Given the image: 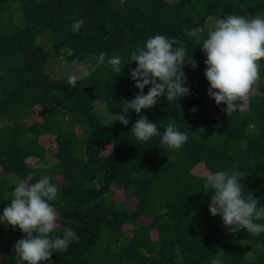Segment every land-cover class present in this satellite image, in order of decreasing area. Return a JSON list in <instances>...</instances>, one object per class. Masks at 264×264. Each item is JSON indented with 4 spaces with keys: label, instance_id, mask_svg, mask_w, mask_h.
I'll list each match as a JSON object with an SVG mask.
<instances>
[{
    "label": "trees",
    "instance_id": "16d2710c",
    "mask_svg": "<svg viewBox=\"0 0 264 264\" xmlns=\"http://www.w3.org/2000/svg\"><path fill=\"white\" fill-rule=\"evenodd\" d=\"M228 14L264 17V0H0V215L30 165L43 163L34 179L48 175L58 188L52 235L70 227L79 237L42 264H264V234L228 231L204 188L206 172L235 169L243 197L264 207V59L247 105L227 116L207 93L200 41L186 34L206 37ZM78 19L85 23L74 32ZM155 35L181 41L174 47H186L185 62L197 61L183 69L190 94L111 123L139 93L136 62H126ZM101 52L121 56L122 72L93 61L71 88L68 76L81 70L70 67ZM139 115L161 134L174 123L188 140L179 150L160 136L138 140L130 129ZM23 235L0 224V264H15Z\"/></svg>",
    "mask_w": 264,
    "mask_h": 264
},
{
    "label": "clouds",
    "instance_id": "9594fccd",
    "mask_svg": "<svg viewBox=\"0 0 264 264\" xmlns=\"http://www.w3.org/2000/svg\"><path fill=\"white\" fill-rule=\"evenodd\" d=\"M84 19L75 20L71 27L79 32ZM200 41L206 56L204 75L209 82L208 95L217 105L225 104L221 109L227 116L237 110H243L248 103L249 94L260 80L261 63L264 59V17L248 18L239 14H228L217 18L206 37L201 30L193 28L186 33ZM175 38L155 35L136 49L129 56L128 62H136L130 69V76L135 81L139 93L131 100L123 101L122 112L112 114V122L129 124V110L137 114L141 110L150 109L157 104L158 98L166 97L175 100L190 94L188 77L184 72L185 64L193 69L198 63L192 55L186 59V47ZM107 64L116 73H121L122 57H108L101 52L90 57L87 66L81 69L80 75H70L67 84L77 87V82L91 75V67ZM74 63H79L74 61ZM147 93L144 92L149 86ZM195 110V109H194ZM134 136L149 142L160 136V143L171 150H179L188 140V134L180 131L174 123L169 122L161 134L156 122L149 121L146 115H139L132 128ZM33 169L26 178L21 179L12 191L10 203L4 207L0 215V224L17 227L22 238L18 239L12 249L15 264H42L52 260L55 253L66 251L72 242H78L77 233L70 227L63 229L62 235L53 236L57 228V212L51 202L58 196V188L48 175L34 179L36 171L46 168L43 163H32ZM239 171L206 172L204 188L213 190L209 211L212 216L220 215L223 224L230 232L246 229L252 235L264 234V207H257L259 200L253 195L246 199L242 195V187L238 182ZM211 264H222V258H214Z\"/></svg>",
    "mask_w": 264,
    "mask_h": 264
},
{
    "label": "rangeland",
    "instance_id": "374dc122",
    "mask_svg": "<svg viewBox=\"0 0 264 264\" xmlns=\"http://www.w3.org/2000/svg\"><path fill=\"white\" fill-rule=\"evenodd\" d=\"M83 68V66L82 65H74V66H71L70 67V73H75V72H77L78 70H81ZM101 103H103L104 104V102H100V104ZM105 105V104H104Z\"/></svg>",
    "mask_w": 264,
    "mask_h": 264
}]
</instances>
